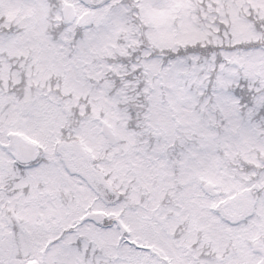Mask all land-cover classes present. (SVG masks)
Listing matches in <instances>:
<instances>
[{
	"label": "snow or ice",
	"instance_id": "snow-or-ice-1",
	"mask_svg": "<svg viewBox=\"0 0 264 264\" xmlns=\"http://www.w3.org/2000/svg\"><path fill=\"white\" fill-rule=\"evenodd\" d=\"M0 264H264V0H0Z\"/></svg>",
	"mask_w": 264,
	"mask_h": 264
}]
</instances>
